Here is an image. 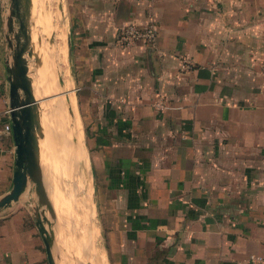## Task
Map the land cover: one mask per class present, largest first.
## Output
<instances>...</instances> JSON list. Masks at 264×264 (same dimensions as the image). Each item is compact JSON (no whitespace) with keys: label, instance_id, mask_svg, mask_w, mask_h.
I'll return each mask as SVG.
<instances>
[{"label":"crops","instance_id":"0c3cea01","mask_svg":"<svg viewBox=\"0 0 264 264\" xmlns=\"http://www.w3.org/2000/svg\"><path fill=\"white\" fill-rule=\"evenodd\" d=\"M6 5L0 127L9 123ZM67 10L73 109L81 124L76 97L109 263L264 255V0H67ZM148 22L153 47L115 46L119 27ZM13 150L11 134L0 135V196ZM5 210L0 264H47L31 212Z\"/></svg>","mask_w":264,"mask_h":264},{"label":"water","instance_id":"95a60500","mask_svg":"<svg viewBox=\"0 0 264 264\" xmlns=\"http://www.w3.org/2000/svg\"><path fill=\"white\" fill-rule=\"evenodd\" d=\"M7 3L3 33L4 40V69L7 83V118L10 134L14 146V169L11 183L5 193L0 196V210L16 201L26 190L28 183L33 186L32 217L35 227L42 240L47 264H58L60 255L55 254V230L57 228V214L51 204L43 183L42 167L40 163L39 142L43 137L41 122L40 98L35 95V88L28 75V63L34 68L43 64L40 35L36 30L32 0H2ZM49 4L43 3V13H48ZM58 8L60 5L58 4ZM36 39L33 41L32 33ZM67 36L68 69L72 74L70 62L69 33ZM46 37V36H45ZM49 44L53 43V35L46 37ZM59 86L62 85L61 76L56 77ZM65 111L68 119H73L71 106L65 101ZM73 143L75 139L71 140ZM93 210L91 200L88 205ZM89 224L91 222L89 221ZM66 257V255L62 254ZM67 258V257H66ZM79 258V257H78ZM74 264L77 259H69ZM86 264H91L87 261Z\"/></svg>","mask_w":264,"mask_h":264},{"label":"bare ground","instance_id":"6f19581e","mask_svg":"<svg viewBox=\"0 0 264 264\" xmlns=\"http://www.w3.org/2000/svg\"><path fill=\"white\" fill-rule=\"evenodd\" d=\"M45 1L50 6L52 5L51 3H53V2H51V0H32V8H33V12H34L35 27H36L37 32L40 35V40H41V47L39 49V52L42 54L43 64L40 68H34L30 61L28 63V75L31 78L33 86L35 88V95H36L37 99H38V97L40 98V100H38V101H39V106L41 108V122H42V127H43V137L41 138V140L39 142V146H40V163H41V167H42L43 183L45 186V190L47 192V196H48L51 204L53 205V208L55 209L57 217H58V211H59L57 207L59 206V208H60V211H59L60 212L59 213L60 224L64 225L63 227L67 226L66 232L75 237V240H76L75 248L77 251L76 252L77 257H79L81 259V261L87 260L91 264H105L104 260L100 256V253H98V251H96L97 246L95 243V238H96V234H97L98 230H96V227L93 225V218H92L93 217V210L90 211V208L88 207V205L91 202L90 196H88V198H87V210H88V214H89L88 220L85 219V207L83 206L84 205L82 202L83 199L81 200V198H82L81 197L82 196L81 188L74 190L73 195H70V197L67 198L69 200V204L67 206L60 205V203L57 201V199H55V201H53L54 197L51 196L50 183L48 180L49 164L47 163V160H46L45 151L50 146H53L54 142L48 143V141L45 139V136L49 133V130H50L48 128L49 124L47 123V119L48 118L50 119V122H52V125H53V123L55 124L54 118H56V112H57V119H58V122L57 121L56 122L58 123V128H59V129H57L58 133L63 132L65 134H70V140L75 139V142L74 143L72 142V144L74 147H76V151L78 152V154H80L79 158L77 159L78 160V163L76 164L77 167H73L74 170L78 172V176H80V179H79V177H77V180H78L77 182L79 184L83 185V183L86 180H85V171H84L85 170V165H84L85 162L82 161V157H84V155L82 154V149H81V142L83 141L82 131L80 128L76 130L75 124L77 122L75 123L76 116H75L74 109H73L74 97L72 96V95H74V92L72 91V89L70 87L71 83L68 82L69 80L67 81V75H66V74H68V73H66V53H67L66 52L67 51L66 29L64 27V23L61 19V16L57 12H55V10H54L55 7L54 8L52 7L51 10L49 8L50 13L48 11V13L42 14L43 13V3H45ZM50 6H48V7H50ZM52 6H54V5H52ZM49 20H50V30H49ZM51 35H53V43L49 44L46 41V37H49ZM32 39H33V41H35V39H36V35L34 32L32 33ZM56 48H57V51H56ZM60 68H63V72L65 74V75L63 74L64 82H63V77L59 72ZM58 75H60L61 79H62V85L61 86H59V84H57V82H56V77ZM65 86H66V88H65ZM47 94H48V96H47ZM66 100L69 103V105L71 106V109L73 111V119L72 120L68 119L66 116V111H65V101ZM47 109H53V111L52 110L47 111ZM46 111L48 112L47 113L48 118L46 117ZM56 128L57 127H55V129ZM55 129H53V131ZM51 135L53 138V136H54L53 132ZM57 137H59V136H57ZM53 140H55V139H53ZM76 140L78 141V149L76 146ZM56 146H55V148H56ZM49 153H51V152H49ZM54 159H55V157H54ZM55 163H56V161H55ZM51 168H50V172L52 171ZM53 171H56V170H53ZM51 177H49V179ZM51 183L53 185L52 180H51ZM53 187H55V186L53 185ZM80 187H82V186H80ZM85 187H87V185ZM52 193H53V191H52ZM72 198H73V200H72ZM54 202H56L58 204L57 207L55 206ZM89 221L91 222V224H89ZM85 237L87 239H86V244L84 243L85 244V251H84L83 250V246H84L83 242L85 240ZM71 241H72V239H71ZM73 242H72V244H73ZM66 250H67V248H66ZM71 254H73V253H71ZM84 254H85V256H83ZM71 257H72V255H71ZM58 264H74V263H72L70 260H68V258H66L65 256L61 255L60 261Z\"/></svg>","mask_w":264,"mask_h":264},{"label":"rangeland","instance_id":"374dc122","mask_svg":"<svg viewBox=\"0 0 264 264\" xmlns=\"http://www.w3.org/2000/svg\"><path fill=\"white\" fill-rule=\"evenodd\" d=\"M51 2H53L51 4L54 6L49 5L50 7H48V9L50 8V10H51L52 7L53 8L55 7L54 10H55V12H57L61 16V19L64 23V27L66 29V35H68L69 19H68V10H67V0H51ZM58 4L60 5V8H58ZM50 10H49V13H50ZM49 30H50V20H49ZM66 41H67V36H66ZM2 43H3V45L5 44L3 38H2ZM66 44H67V42H66ZM262 62L264 63V60ZM69 67H70V63L67 61V53H66V73H68V74H66L67 75V81L69 80L68 82L71 83L70 87H71V89H73L74 95H72V96L74 97L76 95V90H75V85L73 82V76H72V74H69V71H68ZM62 73L64 74V72H62ZM47 96H48V94H47ZM75 106H76L77 114L79 115V118L81 121V124H80V122L78 121V119L76 117V119H75V123L77 122L75 124L76 130L80 128L81 131L83 132V135H82L83 141L81 142V149H82V154L84 155V157H82V161L85 162V164H84L85 170L84 171H85V180L86 181L83 183L84 186L77 182L78 181L77 177H79V179H80V176H78V172L75 171L73 167H77V165H76L78 163L77 159L79 158L80 154H78V152L76 151V147L73 146L72 141L70 140V134H65L62 131H61L62 133H58L57 129H59V128H58V123H57L58 122L57 112H56V118H54L55 124L53 123V125H52V122H50V119L48 118V114H47L48 112L47 111H49V110L53 111V109H47L46 117L48 118L47 123L49 124L48 128L50 130H49V133L45 136V139L48 141V143L54 142L53 146H50L45 151L46 160H47V163L49 164L48 180L50 183L51 196L54 197L53 201H55V199H57V201L60 203V205L67 206L69 204V200L67 198H69L70 195H73L74 190L81 188V192H82L81 200L83 199L82 202L84 204L83 206L85 207V219H87V220H88V216H89L88 210H87V198H88V196H90V198L93 202V217H92L93 218V225L96 227V230H98L97 234H96V238H95V243L97 246L96 251H98V253H100V256L104 260L105 264H110L109 258H108V255H107L106 249H105L104 233H103L102 228L100 226L98 211H97V208L95 207V203H94L95 201H94V190H93V186H92V175H91L90 167L88 165L89 161L87 160L88 159V153L85 149L86 140H85V133H84V124L81 120L79 108L76 104V97H75ZM55 127H57V128L55 129ZM53 129H55V130L53 131ZM52 132H53V135L55 136V137L53 136V138L51 135ZM57 136H59V137H57ZM53 139H55V140H53ZM55 146H56V148H55ZM76 146L78 149V141L77 140H76ZM47 152L48 153L51 152V153L48 154ZM54 157H55V159H54ZM55 161H56V163H55ZM50 168L52 170L51 172H50ZM53 170H56V171H53ZM49 177H51V178L49 179ZM51 180H52L53 185L55 187H53ZM86 185H87V187H85ZM80 186H82V187H80ZM52 191L54 194L52 193ZM72 200H73V198H72ZM32 201H33V186L31 183H28L25 192L16 201L11 202L7 207H12L13 205L20 204L21 207H25L32 214V210H31V205H33ZM54 204L56 207L58 206V204L56 202H54ZM57 208L60 211L59 206ZM3 209L5 210V208H3ZM5 211H7V210H5ZM59 211H58L57 228L55 230V247L57 249L55 251V254H58L60 256L62 254H64L69 259L79 260L80 258H78L76 255L77 251L75 248V246H76L75 237L66 232L67 226L63 227L64 225L60 224V220H59V217H60L59 213L60 212ZM71 239H72V241H71ZM86 239L87 238L85 237L83 244L84 243L86 244ZM72 242L74 245L72 244ZM85 244L83 246L84 251H85ZM66 248H67V250H66ZM71 253H73V254H71ZM71 255H72V257H71ZM83 256H85V254ZM80 263L86 264L87 260L80 261Z\"/></svg>","mask_w":264,"mask_h":264},{"label":"built area","instance_id":"2783aa9c","mask_svg":"<svg viewBox=\"0 0 264 264\" xmlns=\"http://www.w3.org/2000/svg\"><path fill=\"white\" fill-rule=\"evenodd\" d=\"M156 38V25L154 22H148L144 26H138L134 23H127L119 27L115 32L114 44L120 49H130L137 45L144 47H153ZM191 65L189 59L181 58L180 67L188 68ZM261 73L264 83V63L262 64ZM156 110L165 108L161 101L153 103ZM7 112V110H6ZM10 134L9 123H4L0 127V135ZM243 264H264V255L249 254L243 261Z\"/></svg>","mask_w":264,"mask_h":264}]
</instances>
